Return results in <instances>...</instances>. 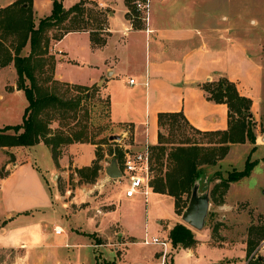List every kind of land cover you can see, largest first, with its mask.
<instances>
[{
  "label": "crops",
  "instance_id": "0c3cea01",
  "mask_svg": "<svg viewBox=\"0 0 264 264\" xmlns=\"http://www.w3.org/2000/svg\"><path fill=\"white\" fill-rule=\"evenodd\" d=\"M14 1L8 0L0 8ZM79 1L63 0V4L68 9ZM87 1V9L95 5L108 17L100 30L106 41L95 45L89 30L70 31L60 39H53L50 50L56 57L55 77L71 84L99 86V92L106 93L115 134H125L112 146L119 145L123 154L158 142L160 112L183 111L201 131L227 129L228 106L208 100L201 88L204 82L220 76L235 82L239 92L252 99V112L257 115L263 100V64L249 53L245 44L220 30L209 33L193 27L190 21L170 25L162 20L181 11L162 8L165 17L158 18L151 9L145 26H135L127 18L126 0ZM52 7V0H33L35 21L49 15ZM238 50L242 54L240 58L235 54ZM81 60L86 61L83 67L94 70L89 83L59 70L60 66L80 68ZM242 63L251 69L245 71ZM6 67L14 68V64L0 67V71ZM131 79L135 82L131 83ZM6 87L19 91L16 80ZM3 97L0 93V98ZM39 144L0 147V170L4 171L0 174V249L17 251L12 264H100L101 261L162 264L184 248L175 247L171 252L170 230L181 222L172 196L155 192L153 188L147 196L141 192L128 196L129 181L107 175L115 148L112 152L102 149L104 156L98 160L100 167L92 179L88 178V171L83 174L80 170L97 162L96 144H69L57 161L52 156L45 170L31 157V149ZM85 148L87 156L82 153ZM117 162L121 167V161ZM96 180L95 186L79 184V181L90 184ZM152 194L171 197L172 208L158 218L160 229L156 234L149 236L145 227L143 237L169 240L166 250L160 244L144 243L138 234L136 213L119 212L123 203L131 202L136 195L144 196L147 210ZM56 227L62 231L57 233Z\"/></svg>",
  "mask_w": 264,
  "mask_h": 264
},
{
  "label": "rangeland",
  "instance_id": "374dc122",
  "mask_svg": "<svg viewBox=\"0 0 264 264\" xmlns=\"http://www.w3.org/2000/svg\"><path fill=\"white\" fill-rule=\"evenodd\" d=\"M140 1L145 0H133L128 6L129 11L126 14L127 18L135 26H145L149 21L151 9L153 16L158 18L165 17L161 13L162 8L169 11H181V13H171L169 16L167 15V19L162 20L170 25H179L185 20L190 21L191 26L203 28L209 33H216L220 30L222 33L232 37L233 40L236 39V41L245 44L249 53L259 58L263 64V100L257 115L253 114L256 122V143L232 144L225 156L220 158L215 164L199 165L203 169L199 180L200 191H208L210 193V206L205 226L202 230L197 231L186 223L195 234V237L201 238H198L199 242L196 245L176 252L173 259L170 256L168 264H227V262H232L229 264H247L249 261L247 257L249 239L257 242L252 255H255V258L262 257L261 264H264V238L259 240L260 237H258L264 230V0H150L149 11L138 9L137 3ZM7 2L8 0H0L2 6L7 4ZM91 7L93 12L90 17L94 21L93 23L90 22L88 25L90 27L88 28L97 27L100 25V21H106L108 18L105 11H100L95 5ZM85 25L84 22L77 23L79 27ZM58 33L56 32V34ZM10 39L12 38L10 37L7 43L10 42ZM28 50L29 45L24 48L23 54H26ZM235 54L238 58L242 56L239 50ZM80 62V68L73 69L60 66L59 70L68 77L77 76L75 78H80L81 82L89 83L93 80L94 70L90 67L86 68L85 65L83 67V64L86 63L85 60ZM242 65L245 71L251 69L246 63H242ZM15 80L17 81L16 71L13 67H6L0 71V93L4 94V97L0 98V127L21 124L23 120L24 111L28 104L25 92L6 87L13 85ZM253 85L251 84V86ZM99 91V86H93V90L87 91V95L90 97L84 106V111L88 110L87 116L84 111H81L79 120L76 122L73 119L63 120L57 115L51 121L53 129L57 130L59 125L65 122H70L64 129L66 131L70 127L80 129L86 123L88 125L87 131L92 141H99L104 137L115 134V127L107 111L108 96L106 93ZM87 117L88 119H86ZM172 131L173 133L169 135V129L167 127L163 129L165 135H169V140L181 141V131L177 129ZM118 135L125 136V134L120 133ZM186 135L191 137L192 141H197L199 145L205 148L216 146V141L219 140L217 135L198 133L191 129L186 131ZM122 137L120 140H122ZM120 140L109 139V142L101 146V149L110 152L115 148L112 144H118ZM201 152L203 153L204 150ZM82 153H84V156L89 154L86 148L82 150ZM221 153L222 151L219 150V155ZM116 156L117 153H114L112 157ZM1 157L2 151L0 150V159ZM31 157L43 170L52 161L51 150L44 144H39L32 148ZM247 161H251L254 164L250 175L230 182L226 189L220 188L217 196L213 198L212 189L214 186L227 181L230 174L243 170ZM153 168L152 174L154 176L158 173L160 166L153 162ZM163 170H166V166H163ZM2 173L4 171L1 169L0 174ZM216 175H218V178H215ZM87 176L92 178L90 172H88ZM123 180H126V178L124 177ZM96 182L97 180L88 184L79 181V184L81 186H89L96 185ZM124 185L123 183L121 188ZM94 186L91 188H94ZM117 190L119 191L120 188L118 187ZM184 197L186 198L187 194ZM171 208V197L152 194L146 210L144 196L136 195L131 202H124L119 212L126 213V215L131 212L136 213L138 227H140L138 234L144 239L145 227H147L149 236L156 234V231L160 229V225L157 223L158 218L161 217V214L171 210ZM177 215L181 220L179 223H184L181 218L182 214L179 215L177 213ZM201 234L206 235L202 236ZM161 235L165 237L164 233H161ZM170 241L172 243L171 239ZM146 247L149 248L151 246L147 245ZM179 247L181 246L178 245L176 248ZM191 248L195 250L193 253L190 250ZM172 251H175L173 243L171 246ZM16 256L17 251L15 249H0V264H12ZM101 263L113 264L110 262L105 263L104 261H101ZM252 264L259 263L253 261Z\"/></svg>",
  "mask_w": 264,
  "mask_h": 264
},
{
  "label": "trees",
  "instance_id": "16d2710c",
  "mask_svg": "<svg viewBox=\"0 0 264 264\" xmlns=\"http://www.w3.org/2000/svg\"><path fill=\"white\" fill-rule=\"evenodd\" d=\"M132 1L126 0V4L130 6ZM52 2L51 13L40 18L38 22L34 18L33 0H16L0 8V67L14 64L17 88L25 92L28 101L21 124L0 127V147H30L43 143L49 147L57 161L69 144H96L97 162L92 167L80 170L81 173L90 172L94 179L100 167L98 160L102 157L101 146L109 142V137L92 141L86 123L80 129L70 127L67 131L64 129L70 122L60 124L57 130L51 125L57 115L63 120L73 119L77 122L79 113L84 111V106L90 99L87 91L93 90V87L71 84L56 78V57L51 53L50 46L53 39H60L65 33L77 30H89L92 42L95 45H103L106 39L102 37L100 30L104 28L106 21L102 20L99 26L88 28L94 20L90 17L93 9L86 8L87 0H80L68 9L65 8L63 0ZM78 22H84L86 25L79 27ZM10 37L12 39L7 43ZM27 45L29 51L23 54ZM201 88L206 92L208 100L228 106L227 129L201 131L189 122L183 111L160 112L158 142L150 145L152 173L153 162L160 166L158 173L154 176L152 174L153 190L172 196L175 200V211L179 215L187 207L194 185L201 179L203 169L199 165L215 164L225 156L232 144H255L257 139L256 122L252 112L253 101L239 92L235 82L221 76L217 80L204 82ZM107 111L110 118L109 97ZM84 112L87 116L88 110ZM165 127L169 129V135L174 129L180 130L181 141L169 140V135L163 132ZM190 129L219 136L216 146L205 148L197 141H192L191 137L186 135V131ZM219 150L222 151V156L219 155ZM116 153L115 158L120 162L123 151L119 145L116 146ZM163 166H166L165 171ZM253 166L251 161H247L243 170L230 174L224 183L216 184L212 189V197L217 196L220 188L226 189L230 182L250 175ZM216 177L218 178V175ZM169 237L175 247H192L198 242L191 228L185 223H176L171 228ZM258 237L259 240L264 238V230ZM256 244L255 240H248L247 264H252L253 261L261 264L263 260L262 257L255 258V255H252Z\"/></svg>",
  "mask_w": 264,
  "mask_h": 264
},
{
  "label": "built area",
  "instance_id": "2783aa9c",
  "mask_svg": "<svg viewBox=\"0 0 264 264\" xmlns=\"http://www.w3.org/2000/svg\"><path fill=\"white\" fill-rule=\"evenodd\" d=\"M138 9L149 11L150 10V0L140 1L137 3ZM134 83V79L130 80ZM120 169L122 172V177L129 181V185L126 188V195L133 196L137 192H141L147 196L152 190L153 186L151 184L152 171H151V150L149 146H146L142 150L138 151H125L120 163ZM55 231L60 233L62 229L56 227ZM145 244H160L166 250L169 246V240L160 239L154 237L153 239H144ZM166 255V253H165ZM164 255V256H165ZM162 264H168L165 259Z\"/></svg>",
  "mask_w": 264,
  "mask_h": 264
},
{
  "label": "water",
  "instance_id": "95a60500",
  "mask_svg": "<svg viewBox=\"0 0 264 264\" xmlns=\"http://www.w3.org/2000/svg\"><path fill=\"white\" fill-rule=\"evenodd\" d=\"M89 94V93H88ZM121 135L112 134L110 140H120ZM107 175L112 179L122 177L121 169L118 165L117 158H113L106 169ZM210 206V193L200 191V183L197 182L193 189L187 207L184 209L182 220L196 230H202L205 226L206 217Z\"/></svg>",
  "mask_w": 264,
  "mask_h": 264
}]
</instances>
